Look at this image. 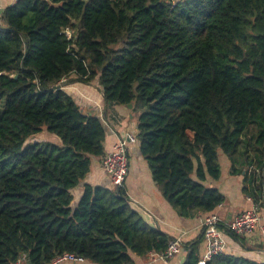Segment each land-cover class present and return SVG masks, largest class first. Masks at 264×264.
<instances>
[{
  "label": "trees",
  "instance_id": "16d2710c",
  "mask_svg": "<svg viewBox=\"0 0 264 264\" xmlns=\"http://www.w3.org/2000/svg\"><path fill=\"white\" fill-rule=\"evenodd\" d=\"M76 83L132 105L140 155L179 216L224 204L207 184L222 153L264 207V0H17L0 13V264H137L176 239L125 187L86 184L73 207L106 155L102 119L63 89ZM200 241L181 238L183 264H199ZM206 264L264 263L222 252Z\"/></svg>",
  "mask_w": 264,
  "mask_h": 264
},
{
  "label": "crops",
  "instance_id": "0c3cea01",
  "mask_svg": "<svg viewBox=\"0 0 264 264\" xmlns=\"http://www.w3.org/2000/svg\"><path fill=\"white\" fill-rule=\"evenodd\" d=\"M11 0H0L1 3H13ZM9 6V4H7ZM6 7V6H5ZM4 7V8H5ZM96 86V87H95ZM76 101V103L88 110H92L102 119L106 129L104 143L105 154L112 150L119 138L126 134L138 135V114L127 106H106L98 86L81 83L65 84L63 87ZM130 172L125 183V189L135 209L140 212L152 227L172 236L182 238L183 243L200 241L199 254L201 257L207 253V243L203 239V222L206 216L196 218H183L162 196L157 188L147 162L140 155L139 144L129 146ZM101 158H94L87 178L74 191L82 195L84 185L105 187L113 189L110 177L102 169ZM222 167L221 178L217 181L209 180L210 187L217 188L225 197L224 204L216 211L225 224L231 222L234 217L244 211L256 209L260 216V223L252 234L240 236L242 242L232 235L223 232L225 241V253L236 257H243L259 263H264V207L257 208L252 200L244 193L245 173L233 175L232 161L224 155H220ZM80 199V198H79ZM188 256L187 249L171 259L167 264H183ZM150 257L136 258L137 264H164L151 263ZM21 264H25L24 261ZM85 264H95L86 262Z\"/></svg>",
  "mask_w": 264,
  "mask_h": 264
},
{
  "label": "built area",
  "instance_id": "2783aa9c",
  "mask_svg": "<svg viewBox=\"0 0 264 264\" xmlns=\"http://www.w3.org/2000/svg\"><path fill=\"white\" fill-rule=\"evenodd\" d=\"M17 0H13L12 5ZM1 9V8H0ZM69 35V32H67ZM70 36V35H69ZM64 84V83H63ZM138 143V139L134 135L126 134L118 139L111 151H109L102 159V169L110 177L111 184L114 188H124L127 177L130 172L129 146ZM260 223V216L256 209L244 211L237 214L234 219L225 224L219 214L214 213L205 218L203 222L204 238L207 243V253L200 260L199 264H206L214 256L225 251V241L223 238V230L220 226L225 224L226 228L238 236L249 235L254 232ZM264 234V230H263ZM181 238H176L170 242L164 253L150 254L151 263L162 262L167 264L181 251ZM19 261L17 264H21ZM83 257L75 254H64L57 257L50 264H85Z\"/></svg>",
  "mask_w": 264,
  "mask_h": 264
},
{
  "label": "rangeland",
  "instance_id": "374dc122",
  "mask_svg": "<svg viewBox=\"0 0 264 264\" xmlns=\"http://www.w3.org/2000/svg\"><path fill=\"white\" fill-rule=\"evenodd\" d=\"M12 2H13V0H11ZM10 1V2H11ZM11 2V3H12ZM7 4H9L10 5V3H1L0 4V13L4 10V7L5 6H7ZM69 35H70V32H69ZM97 83H95V85H96ZM96 87V86H95ZM257 131V128L255 127V126H252L251 127V130L249 131V135H247L248 137H246L245 139H243V140H252V136L255 134V132ZM44 137H46L45 135H42L41 136V139H44ZM55 141V140H54ZM35 141L34 140H31V141H29L28 142V146L29 145H32L33 143H34ZM81 197V194L80 195H78L77 196V194H75V198H74V201H73V207H76V205H77V203H78V201H79V198Z\"/></svg>",
  "mask_w": 264,
  "mask_h": 264
},
{
  "label": "water",
  "instance_id": "95a60500",
  "mask_svg": "<svg viewBox=\"0 0 264 264\" xmlns=\"http://www.w3.org/2000/svg\"><path fill=\"white\" fill-rule=\"evenodd\" d=\"M128 107L131 109L132 108V105H129Z\"/></svg>",
  "mask_w": 264,
  "mask_h": 264
}]
</instances>
